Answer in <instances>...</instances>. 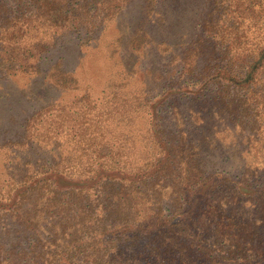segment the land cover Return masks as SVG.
Here are the masks:
<instances>
[{"label":"trees","instance_id":"16d2710c","mask_svg":"<svg viewBox=\"0 0 264 264\" xmlns=\"http://www.w3.org/2000/svg\"><path fill=\"white\" fill-rule=\"evenodd\" d=\"M129 1L0 0L5 68L39 73L58 31H93ZM206 14L178 54L176 79L134 106L150 114L142 162L109 135L112 107L88 94L75 101L80 112L49 105L30 116V135H67L80 155L5 189L7 229L31 238L0 242V264H264V0H212ZM182 100L198 106L196 126L211 111L213 133L244 143L253 157L246 172L206 165L208 133L195 141L183 127L166 133L162 106Z\"/></svg>","mask_w":264,"mask_h":264},{"label":"rangeland","instance_id":"374dc122","mask_svg":"<svg viewBox=\"0 0 264 264\" xmlns=\"http://www.w3.org/2000/svg\"><path fill=\"white\" fill-rule=\"evenodd\" d=\"M211 1L130 0L93 31H58L50 51L37 63L39 73L22 68L8 71L0 54V242L22 243L31 238L16 227L7 229L4 222L9 219L1 206L6 202L5 189L51 161L71 153L80 155L70 149L67 135L52 142L30 135L26 130L30 116L49 105L56 107L54 112L63 106L80 112L82 106L75 101L88 94L96 105L112 107L109 135L124 147L132 164L142 162L149 155L150 114L135 111L134 106L143 96L158 99L163 85L176 79L178 54L196 37ZM64 77L71 82L64 85L54 80ZM172 104L162 106L166 133L183 127L192 132L194 141L208 133L214 138L212 147H205L207 166L234 173L250 168L247 162L252 161V153L244 152L243 142L213 133L211 124L216 121L211 111H203L208 123L197 127L193 122H200L199 114L192 111L198 106L185 100ZM218 124L223 127V123ZM206 141L207 137L202 143Z\"/></svg>","mask_w":264,"mask_h":264}]
</instances>
